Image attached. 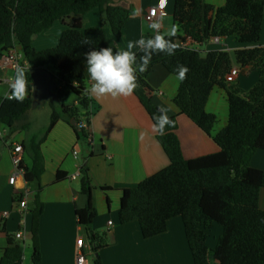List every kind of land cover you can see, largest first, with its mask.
Masks as SVG:
<instances>
[{
  "label": "trees",
  "instance_id": "1",
  "mask_svg": "<svg viewBox=\"0 0 264 264\" xmlns=\"http://www.w3.org/2000/svg\"><path fill=\"white\" fill-rule=\"evenodd\" d=\"M95 7L100 10L99 26L84 28L85 13ZM172 10L178 30L171 37H164L176 45L174 54L153 53L146 71H137L138 87L134 93L154 124L159 106L149 95L147 74L154 65L161 64L180 79L173 98L180 114L212 136L219 150L186 158L176 133L177 116H169L174 121L173 126L167 127L163 135L156 134L169 163L137 186L122 190L120 223L137 221L143 238L148 239L164 233L168 220L179 216L193 264H264V210L259 206L264 170L243 163L246 145L264 150V51L259 44L264 0H226L217 7L206 0H174ZM130 14V7L112 0H0V56L19 46L29 68L28 94L22 102L0 95V124L6 128L7 141L20 131L28 134L21 145L31 165L26 166L22 160L21 167L32 174L39 189L44 171L41 146L55 121L74 120L79 140L86 144L87 129H79L78 124L89 120L93 102L83 87L84 54L93 48H112L104 27L108 26L111 33L119 37ZM57 20L67 25L57 43L37 50L33 46L34 37ZM213 37H233L251 46L206 52L182 47L187 38L202 45ZM85 39L90 43L83 44ZM136 55L139 65L143 53L139 50ZM232 58L241 67L251 65L260 70L258 81L247 91L225 80ZM33 67L52 68L57 75L55 99L48 101L50 115L42 135L28 133L33 100L30 69ZM215 84L226 91L229 117L227 125L212 135L216 115L207 112L205 105ZM70 94L76 96L72 105L66 103ZM63 175L59 171L57 178ZM80 191L87 196V203L76 208L75 213L96 253L95 264H103L98 250L107 245V238L105 233H97L92 227L97 209L86 165L81 168ZM42 211L37 192L31 209L32 264H38L41 258L38 225ZM213 223L222 227V233L214 246L209 247L208 232ZM7 240L9 245L0 264H23V244L12 235H8Z\"/></svg>",
  "mask_w": 264,
  "mask_h": 264
},
{
  "label": "crops",
  "instance_id": "2",
  "mask_svg": "<svg viewBox=\"0 0 264 264\" xmlns=\"http://www.w3.org/2000/svg\"><path fill=\"white\" fill-rule=\"evenodd\" d=\"M112 1L131 8V14L123 27L121 36L115 37L108 26L104 27L107 40L114 51L125 49L130 40L136 41L141 37L154 36L156 31L149 27L153 22L145 18L148 10L162 6H169L173 9L174 5V0ZM206 1L217 7L223 5L226 0ZM157 18L155 23L160 24L159 34L161 36L167 35L173 28L175 31L178 30V26L173 22L172 14H159ZM99 24L100 10L98 7L85 13L82 23L84 28L99 26ZM66 27L67 25L62 21H55L48 30L34 37L33 46L37 50L54 46L60 33ZM259 44L264 51V17ZM194 45L204 52L230 51L251 46L239 43L233 37H223L219 43L209 40L205 44L194 43ZM14 48L22 53L19 46ZM134 51L137 53L139 49ZM236 65L232 58L231 67L238 69V75L231 83H237L241 89H250L258 81L260 70L251 65L240 69ZM51 71L57 80L55 71ZM83 71L85 75L83 87L91 96L95 110L91 125L94 144L86 148L80 146L79 135L71 121L64 119L55 121L49 127L41 146L44 171L40 177V189L32 174L26 170L25 188H22L21 177H18L15 185L9 183V177L14 171L10 153L11 146L21 144L28 134L20 131L10 141L6 140V136L4 139L0 138V261L5 248L9 245L8 235H12L18 243L23 244L22 240L28 236L31 241V209L35 193L38 192L43 204L38 225L41 254L38 264H77L76 251L79 238L84 239L85 264H88L87 256L95 252L75 213L76 208L86 205L87 196L80 191V177L70 178V175L77 170L81 159H85L93 186V202L97 209L92 227L97 233H105L107 238V245L98 250L103 264H193L181 217L176 216L169 219L167 230L164 233L148 239L143 238L137 221L127 224L120 223L119 209L122 190L137 186L147 176L167 166L169 159L156 138L157 132L153 128L151 118L135 93L127 97L114 98L110 95L97 97L90 91L92 82L86 71V64L83 66ZM147 82L153 103L167 108L168 116H177L176 133L186 158H194L219 150L212 136L203 132L188 117L180 114V109L173 101L180 83L177 75L167 71L161 64H157L148 71ZM3 91L4 87L0 89V95ZM51 100L47 99L46 102ZM75 102L76 96L70 94L66 103L72 105ZM205 109L216 115L212 128V135H215L227 125L229 117L228 99L222 87L217 84L213 86ZM0 129L6 130L2 124H0ZM75 149L81 152L78 158L73 155ZM23 160L26 166L31 165V160L25 153ZM243 163L248 167L264 170V150L246 145L243 149ZM59 171L64 173L60 179L57 178ZM33 181L35 187H28V184ZM104 187L109 189H104ZM24 191H27L26 196ZM20 195L27 199L29 207L24 226L21 225L17 207V201L22 198L17 199V196ZM259 206L264 210V188L259 193ZM5 211H9V215H4ZM211 228L212 226L209 231ZM19 230L24 232L22 240L15 237ZM221 233L222 228L217 236ZM24 248L23 244V264H32V241L28 256H25Z\"/></svg>",
  "mask_w": 264,
  "mask_h": 264
},
{
  "label": "clouds",
  "instance_id": "3",
  "mask_svg": "<svg viewBox=\"0 0 264 264\" xmlns=\"http://www.w3.org/2000/svg\"><path fill=\"white\" fill-rule=\"evenodd\" d=\"M156 31L154 36L141 37L136 41H129L123 50L113 51L110 47L93 48L86 52V71L92 82L90 91L97 97H127L134 93L138 87L137 71H146L153 53L164 52L174 54L176 45L170 39H166L159 34V23L149 26ZM175 32L173 28L168 32L171 37ZM85 39L83 44H89ZM135 49H139L143 55L137 65V55ZM29 68H18L10 84L11 95L9 99H16L22 102L28 94ZM168 109L158 107V115L155 116L154 130L163 135L167 127L173 126L174 121L168 116Z\"/></svg>",
  "mask_w": 264,
  "mask_h": 264
},
{
  "label": "built area",
  "instance_id": "4",
  "mask_svg": "<svg viewBox=\"0 0 264 264\" xmlns=\"http://www.w3.org/2000/svg\"><path fill=\"white\" fill-rule=\"evenodd\" d=\"M159 14H172V8L169 6H162V7H152L148 10V13L146 14L145 18L155 23V21L158 20V15ZM221 38L219 37H213L211 40L219 43ZM194 41L191 40L190 38H187L183 43L182 47L187 48V49H192L196 51H201L196 45H194ZM28 68V65L22 55L19 51H17L15 48L9 49L7 52H5L3 55L0 56V89L4 87L3 91V97L8 98V96L11 95V90H10V84L14 78L15 72L18 68ZM238 75V69L236 67H231L230 70L226 73L225 75V80L228 82H232L236 79ZM91 97V96H90ZM92 106V105H91ZM89 116H88V121L82 120L78 124L79 129H87V137H86V144L91 147L94 144V137H93V131H92V118L94 116L93 113V107L92 109L90 108L89 111ZM6 136V130L5 129H0V138H5ZM11 160L12 164L14 167V171L9 177V183L12 185H15V182L18 180V177L22 178V188L26 187L27 180L25 179V170L23 167H21V162L23 160V147L20 143L18 144H12L11 149ZM79 150L75 149L73 151V155L75 158L80 157L79 155ZM86 160L81 159V162L77 168V170L70 175L71 179H75L80 177L81 173V168L83 165H85ZM27 191H24V195L26 196ZM17 207L20 213L21 217V225H25L26 223V216L29 211L28 207V201L27 199L23 196L20 200L17 201ZM9 211H5L4 215H9ZM109 224H111V221H109ZM24 236V232L22 230H19L16 232L15 237L17 239L22 240ZM84 247V239L79 238L77 240V251H76V263L77 264H85L86 263V254L83 251Z\"/></svg>",
  "mask_w": 264,
  "mask_h": 264
},
{
  "label": "rangeland",
  "instance_id": "5",
  "mask_svg": "<svg viewBox=\"0 0 264 264\" xmlns=\"http://www.w3.org/2000/svg\"><path fill=\"white\" fill-rule=\"evenodd\" d=\"M230 51H232V50H230ZM236 66L239 67L240 69L242 68L238 64ZM50 69L53 70L52 68H50ZM243 91H247V90L243 89ZM49 115H50V107L46 101L43 102L42 104H38L36 107H31V109L29 110V120L31 121V130L28 133L37 132V134L42 135L45 128L47 127ZM35 129H38V130H35ZM81 145L84 148H86V146L88 147V145L85 144V142L82 143L80 141V146ZM79 153H81V152H79ZM79 155H81V154H79ZM28 187H30V188L35 187L34 181L30 182L28 184ZM221 228L222 227L219 224L213 223L211 230L208 232L209 233V238H208L209 247H212L214 245V243L216 242V238L218 237L217 234L220 232ZM22 242H23L24 247H25L24 248V254H25V256H28L27 253H28V250L30 249V246H31L30 237L29 236L26 237L24 240H22ZM95 257H96V253H93L92 255L87 256L88 264L89 263L95 264V262H94ZM102 263H103V261H102Z\"/></svg>",
  "mask_w": 264,
  "mask_h": 264
},
{
  "label": "water",
  "instance_id": "6",
  "mask_svg": "<svg viewBox=\"0 0 264 264\" xmlns=\"http://www.w3.org/2000/svg\"><path fill=\"white\" fill-rule=\"evenodd\" d=\"M33 79L32 107L42 104L44 101L55 99L57 80L55 74L47 67H33L30 69ZM75 124L74 120H71Z\"/></svg>",
  "mask_w": 264,
  "mask_h": 264
}]
</instances>
